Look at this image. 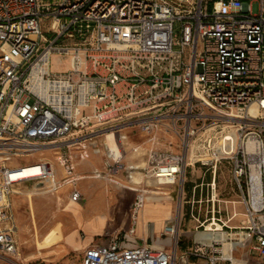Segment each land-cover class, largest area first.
Listing matches in <instances>:
<instances>
[{
	"label": "built area",
	"instance_id": "2783aa9c",
	"mask_svg": "<svg viewBox=\"0 0 264 264\" xmlns=\"http://www.w3.org/2000/svg\"><path fill=\"white\" fill-rule=\"evenodd\" d=\"M54 55L67 56L68 67L53 69ZM214 117L236 125L231 152L216 142L211 156L200 147L188 159L185 140L210 130L205 123ZM164 119L182 122V147H150L144 177L178 180L184 193L188 163H199L210 179L201 178L192 194L206 186L214 205L217 164L227 161L246 224H229L234 214L223 219L213 206L201 220L189 212L205 239L180 248L174 219L158 236L170 237L171 251L136 243L147 190L131 186L130 228L87 247L81 264H246L234 260L246 247L264 264V0H0V259L17 252L13 198L21 184L41 183L44 192L68 186L69 199L79 202L77 182L86 177L76 175L66 152L56 156L59 177L51 161L15 165L14 158L107 131L118 137L125 127L151 137ZM124 154L116 138L93 176L119 173ZM32 166L36 175L16 176Z\"/></svg>",
	"mask_w": 264,
	"mask_h": 264
},
{
	"label": "rangeland",
	"instance_id": "374dc122",
	"mask_svg": "<svg viewBox=\"0 0 264 264\" xmlns=\"http://www.w3.org/2000/svg\"><path fill=\"white\" fill-rule=\"evenodd\" d=\"M173 33L175 39H177L179 36V28L176 22ZM68 65L67 56L61 57L54 55L52 57L51 66L53 69H62L68 67ZM205 112L208 113L209 111L205 110ZM227 122L232 121L223 117L209 119L205 123V126H212L210 130L203 131V133L202 131L197 132L193 137H190L189 141L192 144L188 159L194 160L196 150L200 147L203 149L201 154L206 153V157L211 156V147L216 142H218V145H223L225 154H229L236 143V133L234 132L236 125H224L228 124ZM182 125V122H180L177 126H174L170 119H164L159 124L158 129L153 133L152 142L148 143L146 138L141 136L143 132L139 129L135 128L132 133L127 132L128 130H122V134H127V137L122 139V148L126 152L124 154L125 157L122 159L124 166L127 165L128 161L132 163L137 162L132 160V156H130V154L134 153L133 148L147 151L150 147H156L158 149L179 151L182 147ZM106 138L111 141L112 135L107 134ZM104 140L105 136H96L82 142V146L76 145L55 151L49 149L36 151L14 158L12 164L24 165L40 160H48L54 163L59 177L62 172L56 156L66 152L75 167L76 175H94L101 168L104 169L105 157L102 154ZM94 148L99 149L100 152L97 154V159L92 161L89 171H86L81 166L83 157L87 155L90 157L93 154L92 150ZM87 166L88 164H86ZM203 170L204 168L199 163H195V165L188 163L184 176V193L181 192V184L178 180L173 182L160 180L159 182L156 181V183L151 181L148 182V186L144 184L139 186L146 188L147 191L143 208L139 211L135 224L137 233L143 234L147 229L151 239H154L156 242H165L164 237L158 238L155 232H157L156 228L162 222L163 217L170 215L166 223L177 219L179 246L180 243H184V246H187L190 244L191 237L194 241L207 238V234L201 232L203 231L202 226L197 228L200 232L196 231L195 226L198 222L189 215L190 210H193L194 216L201 220L204 217L211 216L213 206L216 210H221L223 219L234 214L229 224H246L247 219L243 215L244 209L242 204L238 202L239 197L231 182L230 164L227 161L217 164L214 205L205 195L206 186H203V190L197 188L195 196L193 195L194 193L192 194V189L191 193L187 191L186 186L188 185L190 187V183H199L203 177L204 181L209 180V172L203 175ZM98 179L89 178L81 180L79 181V188L83 191L81 182L85 181H101L100 183L107 186L109 193L121 189L119 184L133 186L128 184L127 174L123 169L115 175ZM39 186L34 182H26L19 186L18 194L13 200V209L17 225L15 231L17 252L15 255L2 257L0 264L80 263L82 260V249H66L58 253L54 248H59L66 244V242L75 245L83 243L80 239L85 236L83 232L86 233L87 239H91L89 232H102V236L95 237V243H104L110 236L123 230L122 226L127 228L132 224L130 216L127 215L126 218L124 215L125 210L129 208L131 202V193L129 191L124 192V194L117 192L118 194L111 197L96 195L92 191H89L86 195L87 199L89 195H93L94 200L84 208L78 205V203H69L70 188L68 186H64L56 192H44V189ZM132 194L134 195L133 192ZM160 199L164 201H160ZM127 212L129 214V211ZM109 223H111V226ZM145 238L144 234L141 236L134 234L136 243H144ZM169 244V248L172 247V243ZM247 250L248 247L245 248V255L235 253V262L243 261L246 264H259L256 253L254 251L247 253ZM177 264L183 263L181 260H178Z\"/></svg>",
	"mask_w": 264,
	"mask_h": 264
},
{
	"label": "crops",
	"instance_id": "0c3cea01",
	"mask_svg": "<svg viewBox=\"0 0 264 264\" xmlns=\"http://www.w3.org/2000/svg\"><path fill=\"white\" fill-rule=\"evenodd\" d=\"M122 130H128L127 132H130V133H132L134 130H135V128L134 127H125V128H122V129H120V131H119V133L120 134H122L121 133V131ZM107 134H112V135H114V133H112V132H110V131H107V132H105V133H103L101 136H105V140H104V147H103V155H105V152H106V149H107V147H110L109 145H108V143L107 142H109L110 140H108V138H106V135ZM124 136H125V138L127 137L126 135L127 134H123ZM141 136L143 137V138H146V141H147V143L149 142L147 139L149 138V134H146V133H142L141 134ZM124 138V139H125ZM121 141V140H120ZM113 143H114V141H113ZM121 145H122V141H121ZM161 150H168V149H161ZM100 151H99V149H97V148H94L93 150H92V155H90V157H88V155L86 156V157H83V161H82V165L81 166H83V168H85V170L86 171H89V169H90V167H91V164H92V161H94V160H96L97 159V154L99 153ZM145 150L144 149H141V150H137L136 152H134V153H132V154H130V156H132V160H134V161H137V162H134V163H132V162H130V161H128L127 162V165H125V167H124V172L127 174V178H128V184H131V185H133L134 187H139V186H141L142 184H144V185H146V186H148L147 184H148V182H153V183H156V181L155 180H153V179H146L145 177H144V167H145V159H146V156H145ZM126 153V152H125ZM93 156H94V159H93ZM124 157H125V155H124ZM123 157V158H124ZM143 163H144V165H143ZM86 164H88V166L86 167ZM128 164L131 166V167H129L128 166ZM74 166V165H73ZM95 171V170H94ZM100 172H102L103 171V168H101L100 170H99ZM74 172H75V167H74ZM80 176H86V178H84V179H80L79 181H81V180H86V179H89V178H94V177H91L92 175H80ZM99 177H96V178H94V179H98ZM99 180V179H98ZM79 181L77 182V188H78V190L80 191V193H81V199H80V201L79 202H77L78 203V205H80L81 207H86L88 204H90L93 200H94V197H93V195H89V198L87 199V197H86V195H87V193H89V191L91 192H93L94 194H99V195H104V196H106V197H111V196H115L116 194H118L117 192H119V193H123L124 194V192H127V191H129L130 193H131V202H130V205H129V208H127L126 210H125V213H124V215H125V217L127 218V215L128 216H130V206H131V203H132V201H133V199H134V195H135V192L133 191V190H131V189H127V188H124V187H121L120 186V188L121 189H117V190H114L112 193H109L108 192V188H107V186H105V185H103L102 183H100L99 181H85V182H81V184H82V188H83V191H81V189L79 188ZM155 186V185H154ZM132 192L134 193V195L132 194ZM150 195H152V194H150ZM15 197V196H14ZM13 200H14V198H13ZM153 201H155L154 199H152ZM160 201H164V200H162V199H160ZM65 208V207H64ZM127 211H129V214H128V212ZM161 213V212H160ZM171 214V213H170ZM72 217V216H71ZM169 217H170V215L169 216H167V217H163V220H162V222H160L159 224H158V226H157V232H155V233H157L156 235L157 236H159L160 235V233L162 232V228H163V225L168 221V219H169ZM164 218H166V219H164ZM72 219H73V217H72ZM161 220V219H160ZM73 222H74V219H73ZM109 225L111 226V223H109ZM74 226H75V223H74ZM130 227V225L127 227V228H125V227H123L122 226V228H123V230H126V229H128ZM74 228V227H73ZM70 231V230H69ZM196 231H198V230H196ZM65 232V231H64ZM68 232V231H67ZM198 232H200V231H198ZM201 232H204V231H201ZM84 233V238H80L82 241L81 242H83V243H81V244H79V245H75V244H71L70 242H66V244H64L63 246H60L59 248H54V249H56V251L58 252V253H60V252H63V251H65L66 249H71V250H80V249H82V257H83V253H84V250L87 248V247H89V246H91V245H96V244H104V243H106V242H104V243H95V237H98V236H102V232H89V234L91 235V239H87L86 237V233L85 232H83ZM205 234H207L208 235V233H206V232H204ZM136 236L138 235V236H141V235H145V240L144 241H146V242H149V243H151L153 246H161V247H163L164 248V250H166V251H171L172 250V248L170 247L169 248V243H170V237H168V236H165L164 237V240H165V242H156V241H154V239H151L150 238V236H149V232L147 231V229L145 230V232L143 233V234H138L137 233V231L135 230V233H134ZM194 240H192V237H191V241H190V243L191 242H193ZM195 241H197V240H195ZM189 245V244H188ZM187 245V246H188ZM187 246H184V243H180V248H184V247H187ZM57 253V254H58ZM236 253H238V254H243V252L239 249ZM76 264H81V262L80 263H76Z\"/></svg>",
	"mask_w": 264,
	"mask_h": 264
},
{
	"label": "bare ground",
	"instance_id": "6f19581e",
	"mask_svg": "<svg viewBox=\"0 0 264 264\" xmlns=\"http://www.w3.org/2000/svg\"><path fill=\"white\" fill-rule=\"evenodd\" d=\"M254 110H255V108H254L253 106H251V107L249 108V111H250L251 113H253ZM227 123H228V124H224V125L229 126L230 124H233L232 122H227ZM233 125H235V124H233ZM234 132L236 133V130H235ZM111 135H112V134H111ZM236 137H237V135H236ZM116 138L122 141V139H124L125 136H124L123 134L118 135V137H117V135H115V134L112 135V140L109 141V142H107L108 145L110 146V148H111L112 150H114V143H113V141H114ZM147 140H148L149 142H152V140H153V136H152V137H149ZM185 143H188V144H189V147H190L191 144H192V142L189 141V140H187V141L185 140ZM252 144H253V142H252V138L249 137V139H248L246 145H247L248 148H250V147L252 146ZM82 145H83V144L78 143L77 146H82ZM74 146H76V145H74ZM76 148H78V147H76ZM189 151H190V148H189ZM189 151H188L187 157H188V155H189ZM205 154H206V153H202V155H205ZM198 156H200V155H196V153H195V159H197ZM143 165H144V163H143ZM128 166L131 167L129 164H128ZM37 173H38V168H37L36 166H32V168H30V169L23 170V171L19 172L16 176H17V177H25V176H29V175H36ZM91 177L96 178L97 176H93V175H92ZM83 178H86V177H80L79 179H83ZM119 185H120L121 187H124V188H127V189H131V190H133V189L131 188V186H128V185H126V184H119ZM214 199H215V198H214ZM69 203H70V204H77V202H73V201H71V200H70ZM207 227H209V225H207ZM208 230H209V229H208ZM211 234H212V233L209 232V235H211ZM214 235H217V234H214Z\"/></svg>",
	"mask_w": 264,
	"mask_h": 264
},
{
	"label": "trees",
	"instance_id": "16d2710c",
	"mask_svg": "<svg viewBox=\"0 0 264 264\" xmlns=\"http://www.w3.org/2000/svg\"><path fill=\"white\" fill-rule=\"evenodd\" d=\"M209 179H210V173H209ZM193 185H194V184H191V183H190V187H188V185L186 186L187 191H189L190 193H191V189H192V186H193ZM184 189H185V183H184ZM196 190H197V188H196L195 191H194V196H195ZM187 214H188V213H187Z\"/></svg>",
	"mask_w": 264,
	"mask_h": 264
},
{
	"label": "water",
	"instance_id": "95a60500",
	"mask_svg": "<svg viewBox=\"0 0 264 264\" xmlns=\"http://www.w3.org/2000/svg\"><path fill=\"white\" fill-rule=\"evenodd\" d=\"M39 185H41V183H39Z\"/></svg>",
	"mask_w": 264,
	"mask_h": 264
}]
</instances>
